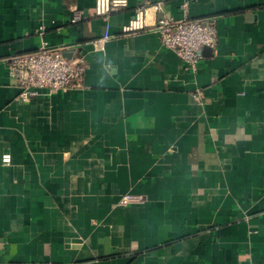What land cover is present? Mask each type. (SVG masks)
Masks as SVG:
<instances>
[{"label":"crops","instance_id":"crops-1","mask_svg":"<svg viewBox=\"0 0 264 264\" xmlns=\"http://www.w3.org/2000/svg\"><path fill=\"white\" fill-rule=\"evenodd\" d=\"M126 1L113 36L138 8L182 19L183 0ZM188 18L218 38L194 72L154 32L94 51V0H0V264H264V0ZM42 42L84 59L82 87L25 102L10 58Z\"/></svg>","mask_w":264,"mask_h":264},{"label":"built area","instance_id":"built-area-1","mask_svg":"<svg viewBox=\"0 0 264 264\" xmlns=\"http://www.w3.org/2000/svg\"><path fill=\"white\" fill-rule=\"evenodd\" d=\"M193 0H183L180 4L182 19L163 16L150 23L147 12L162 9L161 3L145 9L138 8L128 23L121 27L117 35L110 32L107 20L115 12L127 7L126 0H94V15L104 19L105 27L102 36L93 41L96 52H104L106 43L113 37L135 35L144 32H154L159 36L161 45L173 51L188 70L196 71L201 59L203 48L214 49L217 45V31L213 18L191 20L188 18L189 5ZM72 17L70 22L78 24L83 19V11L70 7ZM41 35V31H37ZM64 51L53 48L42 42L32 53L17 54L10 58L9 75L16 82L19 89L18 98L29 101L36 97L39 91L45 90L49 94L68 91L82 87L83 75L87 68L82 57H64ZM194 99L201 102L200 92H195ZM2 162L10 163V156L4 155ZM135 203V197L123 195L114 206H127Z\"/></svg>","mask_w":264,"mask_h":264},{"label":"water","instance_id":"water-1","mask_svg":"<svg viewBox=\"0 0 264 264\" xmlns=\"http://www.w3.org/2000/svg\"><path fill=\"white\" fill-rule=\"evenodd\" d=\"M203 49H205V48H203ZM63 55H64V57L70 58L67 51H64Z\"/></svg>","mask_w":264,"mask_h":264}]
</instances>
